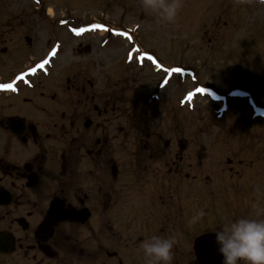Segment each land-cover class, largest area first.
Wrapping results in <instances>:
<instances>
[{"label": "flooded vegetation", "instance_id": "af4514ba", "mask_svg": "<svg viewBox=\"0 0 264 264\" xmlns=\"http://www.w3.org/2000/svg\"><path fill=\"white\" fill-rule=\"evenodd\" d=\"M0 28L4 43L19 22ZM45 59L0 77L13 85L0 88V264H145L144 238L170 233L177 238L172 264H199V237L215 238L233 217L264 213L254 182L226 191V161L220 172L199 169L207 146L199 145L197 130L187 135L165 128L158 114L120 112L116 92L99 91L86 71H72L88 66L68 67L62 96H47L54 107L11 111L17 99L6 96L36 91L39 74L50 75L54 65ZM20 100L40 109L35 99ZM227 163L233 170L241 161ZM200 209L205 215L190 224ZM216 254L209 258L215 264L222 259Z\"/></svg>", "mask_w": 264, "mask_h": 264}, {"label": "rangeland", "instance_id": "374dc122", "mask_svg": "<svg viewBox=\"0 0 264 264\" xmlns=\"http://www.w3.org/2000/svg\"><path fill=\"white\" fill-rule=\"evenodd\" d=\"M137 2L0 0V23L19 22L16 34L0 40L7 48L0 49V77L10 79L45 55L42 63L54 65L49 76L39 74L36 91L3 95L17 99L10 110L54 107L48 97L62 96L68 67L88 66L72 71H86L99 91L116 92L120 112L158 114L165 128L187 135L197 130L199 145L207 146L200 148L199 169L220 172L226 161L227 192L248 180L253 193L264 194V4L182 0L175 22L160 24ZM25 97L41 102L40 109ZM228 157L241 164L230 170Z\"/></svg>", "mask_w": 264, "mask_h": 264}, {"label": "clouds", "instance_id": "9594fccd", "mask_svg": "<svg viewBox=\"0 0 264 264\" xmlns=\"http://www.w3.org/2000/svg\"><path fill=\"white\" fill-rule=\"evenodd\" d=\"M141 7L152 14L157 23H174L182 0H139ZM264 4V0H259ZM255 208L256 205H253ZM205 215L203 209L189 218L195 223ZM215 244L221 264H264V213L241 215L228 219L215 229ZM175 234L147 236L140 244L145 264H172Z\"/></svg>", "mask_w": 264, "mask_h": 264}, {"label": "water", "instance_id": "95a60500", "mask_svg": "<svg viewBox=\"0 0 264 264\" xmlns=\"http://www.w3.org/2000/svg\"><path fill=\"white\" fill-rule=\"evenodd\" d=\"M197 255L199 258V264H215L210 261V257H214V251L217 250L215 239L212 234H205L197 240L196 243ZM216 257H221L220 254H216ZM217 264H221L217 263Z\"/></svg>", "mask_w": 264, "mask_h": 264}, {"label": "snow or ice", "instance_id": "6c2138e0", "mask_svg": "<svg viewBox=\"0 0 264 264\" xmlns=\"http://www.w3.org/2000/svg\"><path fill=\"white\" fill-rule=\"evenodd\" d=\"M93 27H98V25H93ZM99 27H102V26H99ZM73 31H75L77 34H80L81 32L84 31V29H74ZM0 88L12 89L13 85L12 84H0ZM200 91H206V89H200Z\"/></svg>", "mask_w": 264, "mask_h": 264}]
</instances>
